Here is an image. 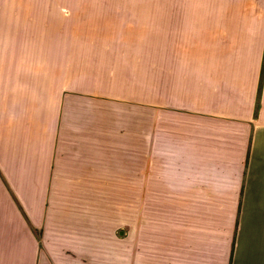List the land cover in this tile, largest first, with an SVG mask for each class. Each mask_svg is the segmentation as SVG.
I'll use <instances>...</instances> for the list:
<instances>
[{
	"label": "crops",
	"instance_id": "0c3cea01",
	"mask_svg": "<svg viewBox=\"0 0 264 264\" xmlns=\"http://www.w3.org/2000/svg\"><path fill=\"white\" fill-rule=\"evenodd\" d=\"M0 264H264V0H0Z\"/></svg>",
	"mask_w": 264,
	"mask_h": 264
},
{
	"label": "bare ground",
	"instance_id": "6f19581e",
	"mask_svg": "<svg viewBox=\"0 0 264 264\" xmlns=\"http://www.w3.org/2000/svg\"><path fill=\"white\" fill-rule=\"evenodd\" d=\"M15 65V64H14Z\"/></svg>",
	"mask_w": 264,
	"mask_h": 264
}]
</instances>
